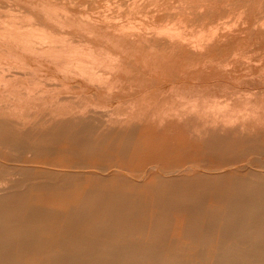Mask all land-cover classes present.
Listing matches in <instances>:
<instances>
[{
  "label": "rangeland",
  "instance_id": "1",
  "mask_svg": "<svg viewBox=\"0 0 264 264\" xmlns=\"http://www.w3.org/2000/svg\"><path fill=\"white\" fill-rule=\"evenodd\" d=\"M0 3V264H264V0Z\"/></svg>",
  "mask_w": 264,
  "mask_h": 264
},
{
  "label": "bare ground",
  "instance_id": "2",
  "mask_svg": "<svg viewBox=\"0 0 264 264\" xmlns=\"http://www.w3.org/2000/svg\"><path fill=\"white\" fill-rule=\"evenodd\" d=\"M182 3V2H181ZM1 4V3H0ZM109 4V3H108ZM72 5V4H71ZM87 6V5H86ZM11 8V7H10ZM120 8H121V6H120ZM8 9H9V7H8ZM201 9H203V8H201ZM11 11V10H10ZM4 12V11H3ZM7 13H9V11L7 12ZM12 13V12H11ZM214 13V12H213ZM3 14H5V13H3ZM1 15V14H0ZM21 15H22V13H21ZM24 15V14H23ZM26 15V14H25ZM87 16V15H86ZM106 16V15H105ZM193 16V15H192ZM5 17V16H4ZM28 17V16H27ZM32 17V16H31ZM230 17H231V15H230ZM12 18V17H11ZM14 18V17H13ZM18 18V17H17ZM90 18V17H89ZM240 18H241V16H240ZM1 19V18H0ZM8 19V18H7ZM25 19V18H24ZM34 19V18H33ZM33 19L31 20V21H33ZM230 19V18H229ZM19 20V19H18ZM21 20V19H20ZM29 20V21H30ZM119 20V19H118ZM12 21H14L15 22V20H12ZM28 21V22H29ZM17 22V21H16ZM26 22V21H25ZM167 22H169V21H167ZM174 22V21H173ZM260 22H261V20H260ZM4 23V22H3ZM18 23V22H17ZM182 23V22H181ZM226 23V22H225ZM21 24H23V22L21 23ZM165 24V23H164ZM168 24V23H167ZM180 24V23H179ZM233 24H235V23H233ZM12 25H13V23H12ZM174 25V24H173ZM181 25V24H180ZM229 25V24H228ZM228 25H227V27H228ZM231 25V24H230ZM237 25V24H236ZM235 25V26H236ZM17 26V25H16ZM20 26V25H19ZM33 26V25H32ZM168 26V25H167ZM38 27V26H37ZM182 27V26H181ZM225 27V26H224ZM230 27V26H229ZM7 28H9V27H4V32H10L9 34L11 35V38L13 37L14 39H16V40H19L20 41V39L22 38V37H26V35L25 34H21V33H24V32H17V30L19 29H12L11 28V30L10 31H8L7 30ZM22 28V27H21ZM24 28V27H23ZM26 28V27H25ZM28 28V27H27ZM31 28V27H30ZM34 28H36V27H34ZM33 28V29H34ZM210 28V27H209ZM219 28V27H218ZM43 29V28H42ZM167 29V28H166ZM32 30V29H31ZM37 30V29H36ZM35 30V31H36ZM39 30V29H38ZM41 30V29H40ZM165 30V29H164ZM164 30H162L161 29V31H164ZM185 30V29H184ZM190 30V29H189ZM216 30V29H215ZM218 30V29H217ZM22 31V30H21ZM26 31V30H25ZM27 31H28V29H27ZM30 31V30H29ZM33 31V30H32ZM34 31V32H35ZM166 31H168V30H166ZM172 31V30H171ZM204 31V30H203ZM31 32V31H30ZM170 32V31H169ZM206 32V31H205ZM204 32V33H205ZM215 32V31H214ZM29 33V32H28ZM32 33V35H33V32H31ZM38 33H40V32H38ZM164 33V32H163ZM173 33V32H172ZM177 34H178V32H176ZM213 33V32H212ZM30 34V33H29ZM29 34H27V36L29 35ZM45 34V33H44ZM176 34V35H177ZM203 34V33H202ZM208 34V33H207ZM3 35H5V34H3ZM38 35V34H37ZM49 35V34H48ZM167 35H169V34H167ZM174 35V34H173ZM179 35V34H178ZM200 35V34H199ZM198 35V36H199ZM215 35V34H214ZM213 35V36H214ZM29 36H31V35H29ZM43 36V35H42ZM47 36V35H46ZM67 36V35H66ZM66 36H64L65 38H66ZM172 36V35H171ZM204 36H205V34H204ZM204 36H203V39H204ZM33 37V36H32ZM34 37H36L35 36V34H34ZM39 37V36H38ZM201 37H202V35H201ZM201 37H199V38H201ZM44 38V40H45V37H43ZM52 38H54V36L52 37ZM179 38H181V36H179ZM194 38V37H193ZM192 38V39H193ZM14 39H12V40H14ZM23 39H25V38H23ZM26 39H28V38H26ZM30 39V38H29ZM42 39V38H41ZM40 39V40H41ZM55 39V38H54ZM57 39V38H56ZM198 39V38H197ZM197 39H195V40H197ZM202 39V40H203ZM210 39V38H209ZM22 40V39H21ZM31 40V39H30ZM61 40V39H60ZM194 40V39H193ZM24 41H26V40H24ZM46 41V40H45ZM51 41V40H50ZM66 41V40H65ZM185 41V40H184ZM209 41V40H208ZM14 42H16V41H14ZM28 42H30V41H26L25 43H27L28 44ZM33 41H31L30 43H32ZM24 43V44H25ZM34 43V42H33ZM30 44V45H34V44ZM54 43V42H53ZM52 43V44H53ZM69 43V42H68ZM71 43V42H70ZM69 43V45H71ZM202 43H204V42H202ZM51 44V43H50ZM62 44V43H61ZM197 44V43H196ZM64 45V44H63ZM72 45H74V44H72ZM78 45V44H77ZM195 45V44H194ZM35 46V45H34ZM66 46V45H65ZM198 46V45H197ZM79 47V46H78ZM76 48V47H75ZM81 48V47H80ZM8 49V48H7ZM25 51H27L28 53H30V54H32V55H42V56H47L48 58H49V55L48 54H52L54 51H56L57 53H54L55 55H57V56H62L63 54L62 53H64V52H62V50L60 49V51H58L57 49H44V50H38V49H36V48H32V47H25ZM68 49V48H67ZM76 50V49H75ZM81 50V49H80ZM65 51V53L64 54H68L69 52L67 51V50H64ZM79 51V50H78ZM82 51V50H81ZM89 51V50H88ZM78 53V52H77ZM54 54H52V55H54ZM75 54V53H74ZM81 54V53H80ZM73 55V54H72ZM83 55V54H82ZM51 56V55H50ZM85 56H87V55H85ZM96 56V55H95ZM63 57H65V55L63 56ZM231 57V56H230ZM234 58H235V56H234ZM237 58V57H236ZM88 59V58H87ZM64 60V59H63ZM251 60V59H250ZM66 61V60H65ZM81 61V60H80ZM252 62V61H251ZM37 63V62H36ZM73 63V62H72ZM79 63V62H78ZM77 63V64H78ZM95 63V62H94ZM76 64V65H77ZM80 64V63H79ZM82 65H83V63H82ZM81 65V66H82ZM71 66H72V64H71ZM77 66H79V65H77ZM88 66H89V64H88ZM85 67V66H84ZM81 68V67H80ZM80 68H78V70L80 69ZM70 69V68H69ZM75 69V68H74ZM73 69V70H74ZM72 70V69H71ZM77 70V69H76ZM77 70V71H78ZM81 70L82 69H80V72H81ZM84 70V69H83ZM82 70V72H84V71H86V70H84L83 71ZM90 70H91V68H90ZM79 72V71H78ZM95 73V72H94ZM85 74H86V72H85ZM88 74V73H87ZM40 75V74H39ZM84 75V74H83ZM97 75H99V74H97ZM82 76V75H81ZM102 76V75H101ZM109 76V75H108ZM91 77H92V75H91ZM91 77H90V79H91ZM100 77V76H99ZM87 78H89L88 77V75H87ZM94 78H95V75H94ZM93 79V78H92ZM97 79H98V77H97ZM91 81V80H90ZM99 81V80H98ZM100 81H101V79H100ZM105 81V80H104ZM97 84H99V82L97 83ZM80 85H83V84H80ZM111 91V90H110ZM176 93V92H175ZM71 97V96H70ZM217 101V100H216ZM230 103V102H229ZM114 104V103H113ZM247 105H248V103H247ZM222 105H220V107H221ZM249 107V106H248ZM45 108L46 107H44V108H42V110L44 109L45 110ZM210 108V107H209ZM214 108V107H213ZM50 109H51V107H50ZM186 109V108H185ZM212 109V108H211ZM222 109H224V107L222 108ZM71 110L72 109H70V112H71ZM196 109H194V111H195ZM73 111V110H72ZM108 111V110H107ZM192 111H193V109H192ZM219 111V110H218ZM222 111V110H221ZM47 112V111H46ZM63 112V111H62ZM67 112V111H66ZM69 112V114H71ZM76 112V111H75ZM74 112V113H75ZM79 112V111H78ZM78 112H76V113H78ZM40 113V112H39ZM38 113V114H39ZM44 113V112H43ZM43 113H42V115H43ZM64 113V112H63ZM75 113V114H76ZM204 113V112H203ZM208 113V112H207ZM37 114V115H38ZM89 114V113H88ZM219 114V113H218ZM255 114V113H254ZM48 115V114H47ZM52 115H53V113H52ZM64 115V114H63ZM62 115V118L64 117ZM68 115V114H67ZM66 113H65V117L64 118H67L66 116ZM95 115H97V114H95ZM109 115V114H108ZM110 115H111V113H110ZM113 115V114H112ZM117 115V114H116ZM210 115V114H209ZM212 115H215V114H213L212 113ZM51 116V114L49 115V117ZM56 116H57V114H56ZM70 116V115H69ZM102 116V115H101ZM185 116V115H184ZM197 116V115H196ZM224 116V115H223ZM255 116V115H254ZM26 116H24V118H25ZM36 117V116H35ZM39 117V116H38ZM41 117V116H40ZM47 116H45V119H47L46 118ZM54 117H55V115H54ZM73 117H75V115L73 116ZM109 117V116H108ZM118 117V116H117ZM201 117V116H200ZM206 117V116H205ZM213 117V116H212ZM211 117V118H212ZM214 117H218V115H215ZM57 118V117H56ZM110 118V117H109ZM44 119V120H45ZM49 119V118H48ZM59 119V118H58ZM91 119V118H90ZM111 119V118H110ZM215 119V118H214ZM213 119V120H214ZM217 119V118H216ZM229 119V118H228ZM34 120V119H33ZM32 120V121H33ZM43 120V121H44ZM53 121V119H51L50 118V121ZM55 120V119H54ZM39 121V120H38ZM42 121V120H41ZM49 121V122H50ZM60 121H61V119H60ZM91 121V120H90ZM35 122H37V121H35ZM40 122V121H39ZM49 122H46V123H49ZM191 122V121H190ZM215 122V121H214ZM238 122V121H237ZM31 123V122H30ZM30 123H29V125H30ZM45 123V124H46ZM34 124V123H33ZM49 124H51V123H49ZM48 124V125H49ZM190 124V123H189ZM192 124V123H191ZM222 124H224V123H222ZM35 126H36V123L34 124ZM34 125H31V126H34ZM39 125V124H38ZM42 124H40V126H41ZM44 125V124H43ZM213 125V124H212ZM221 125V124H220ZM219 125V126H220ZM0 126L2 127V128H4V129H6V130H8L9 132H13V131H18V134H21V133H19V132H22V135H24L23 134V132H24V130L25 129H27V128H31L30 126L28 127V126H26L27 128H24L23 126H25L24 124H23V122L20 120V119H12L11 117H7V116H3L2 115V113L0 114ZM35 126H34V128H35ZM44 126H46L47 127V125H44ZM51 126V125H50ZM65 126H66V124H65ZM209 126V125H208ZM243 126V125H242ZM39 127V126H38ZM42 127V126H41ZM223 127V126H222ZM239 127V126H238ZM34 128H33V130H34ZM212 128V127H211ZM248 128V127H247ZM37 129V128H36ZM49 129V128H48ZM38 130V129H37ZM192 130V129H191ZM26 131V133H27V130H25ZM39 131H41V130H39ZM102 131V130H101ZM38 132V131H37ZM124 132V131H123ZM62 133V132H61ZM106 133V132H105ZM30 134V133H29ZM42 134V133H41ZM110 134V133H109ZM31 135V134H30ZM25 136V135H24ZM26 137V136H25ZM222 137V136H221ZM30 139H32V138H30ZM228 141V140H227ZM241 141V140H240ZM230 142V141H229ZM248 142V141H247ZM1 143V142H0ZM5 144V143H4ZM246 144V143H245ZM2 146H3V144H2ZM1 147V146H0ZM20 147H22V146H20ZM9 148V147H8ZM24 148V147H23ZM92 148V147H91ZM19 149V148H18ZM21 149V148H20ZM19 149V150H20ZM9 150V149H8ZM12 150V149H11ZM14 150V149H13ZM27 150V149H26ZM30 150H32V149H30ZM33 150H35V149H33ZM37 151V150H36ZM41 151V150H40ZM42 151H44V150H42ZM26 152V151H25ZM46 152V151H45ZM49 152V151H48ZM52 153V152H51ZM29 155V154H28ZM125 157V156H124ZM150 158V157H149ZM153 158V157H152ZM2 161V160H1ZM158 164V163H157ZM49 167V166H48ZM55 167V166H54ZM53 167V168H54ZM151 167V166H150ZM187 167V166H186ZM52 168V167H51ZM97 168V167H96ZM118 168V167H117ZM154 168H155V166H154ZM153 168V169H154ZM191 168V167H190ZM193 168V167H192ZM94 169V168H93ZM115 169V168H114ZM57 170V169H56ZM59 170V169H58ZM85 170V169H84ZM92 170V169H91ZM96 170V169H95ZM120 170V169H119ZM184 170H186L185 168H184ZM221 170V169H220ZM219 170V171H220ZM121 171V170H120ZM208 171V170H207ZM222 171V170H221ZM220 171V172H221ZM2 172V171H1ZM4 172V171H3ZM123 172H125V171H123ZM127 172V171H126ZM125 172V173H126ZM144 172H146V171H144ZM176 172V171H175ZM174 172V173H175ZM5 173H6V171H5ZM128 173V172H127ZM168 173H170V172H168ZM167 173V174H168ZM13 174L14 173H12V176H13ZM102 174V173H101ZM105 174V173H104ZM9 175V174H8ZM10 175H11V173H10ZM10 175H9V177H10ZM166 175V174H165ZM2 176V175H1ZM7 177V176H6ZM28 177V176H27ZM133 177V176H132ZM131 177V178H132ZM5 178V177H4ZM12 178V177H11ZM15 178V177H14ZM13 178V179H14ZM29 178V177H28ZM39 178V177H38ZM2 179H3V177H2ZM6 179V178H5ZM19 179H21V178H19ZM32 179V178H31ZM4 180V179H3ZM3 180H1L3 183H1V185L3 184V185H5L6 186V184L8 183V179H6V180H4V181H7V182H4ZM11 180V179H10ZM25 180V179H24ZM23 180V181H24ZM137 180H139V179H137ZM13 181V180H12ZM17 181V180H16ZM22 182V181H21ZM45 182V181H44ZM51 182V181H50ZM121 182V181H120ZM219 182V181H218ZM10 183H11V181H10ZM10 183H8L7 185H9ZM15 184V183H14ZM55 184H57V183H55ZM169 184V183H168ZM63 185H65V184H63ZM21 186V185H20ZM23 186V185H22ZM45 186V185H44ZM3 187V186H2ZM13 187V186H12ZM16 187V186H15ZM36 187V186H35ZM35 187H33V188H35ZM49 187V186H48ZM187 187V186H186ZM238 187V186H237ZM10 188V187H9ZM51 188V187H50ZM54 188V187H53ZM191 188V187H190ZM2 189V188H1ZM0 189V190H1ZM111 189V188H110ZM24 190V189H23ZM22 190V191H23ZM34 190V189H33ZM54 191H55V189H54ZM112 191V190H111ZM250 192H251V190H250ZM9 193H11V192H9ZM16 193V192H15ZM18 193V192H17ZM16 193V194H17ZM19 193H20V191H19ZM22 193H24V192H22ZM120 193V192H119ZM25 194H27V193H25ZM24 194V196H26ZM118 194V193H117ZM2 194H1V191H0V196H1ZM20 195V194H19ZM19 195H18V197H19ZM124 195V194H123ZM16 196V195H15ZM27 196H28V194H27ZM110 196V195H109ZM115 196V195H114ZM128 197L130 196V194L129 195H127ZM5 197V196H4ZM10 197V196H9ZM9 197H8V200H9ZM11 197H13V196H11ZM10 197V198H11ZM22 197V196H21ZM122 197V196H121ZM26 198V197H25ZM132 198H133V196H132ZM1 199V198H0ZM27 199H28V197H27ZM56 199V198H55ZM10 200H12V199H10ZM14 200V199H13ZM47 200V199H46ZM6 201V200H5ZM28 201V200H27ZM48 201V200H47ZM13 202V201H12ZM21 202V201H20ZM26 201H23V205H24V203H25ZM98 202V201H97ZM15 204H17L16 202H14ZM138 203V202H137ZM203 203H205L204 201H203ZM1 204V203H0ZM7 204H8V202H7ZM14 204V205H15ZM25 204H27V203H25ZM81 204V203H80ZM90 204V203H89ZM13 205V204H12ZM22 205V204H21ZM84 205V204H83ZM82 205V206H83ZM136 205V204H135ZM192 205V204H191ZM191 205H189V207L191 206ZM2 206V205H1ZM3 206H5L6 207V205H4L3 204ZM10 206H11V204H10ZM12 207V206H11ZM19 207V206H18ZM24 207V206H23ZM33 207V206H32ZM46 207V206H45ZM99 207V206H98ZM188 207V206H187ZM196 207V206H195ZM203 207V206H202ZM35 208V207H34ZM72 208V207H71ZM91 208V207H90ZM94 208V207H93ZM190 208H192L193 209V207H190ZM196 208H198L199 209V206H197ZM206 208V207H205ZM88 209V208H87ZM131 209V208H130ZM129 209V210H130ZM134 209V208H133ZM29 210H30V208H29ZM49 210V209H48ZM51 210V209H50ZM49 210V211H50ZM72 210V209H71ZM132 210V209H131ZM135 210V209H134ZM203 210V209H202ZM204 210H206V209H204ZM37 211V210H36ZM43 211V210H42ZM42 211H40V212H38V213H36V212H29L28 213V215H26V216H24V217H22L21 215H20V217L17 215V217H15V218H13V223H19V222H21V223H24L25 225L26 224H35V223H46V222H49L48 221V217H47V213L45 214L44 212H42ZM78 211V210H77ZM87 211V210H86ZM90 211V210H89ZM127 211V210H126ZM1 212H3V214L6 216L7 215V211H3V210H1ZM0 212V213H1ZM52 212V211H51ZM85 212V211H84ZM116 212V211H115ZM124 212H125V210H124ZM128 212V211H127ZM208 212V211H207ZM49 213V212H48ZM62 213V212H61ZM61 213H59L60 215H61ZM111 213V212H110ZM121 213V212H120ZM136 211H134V214L133 215H135V217H136ZM50 214V213H49ZM79 214H81V213H79ZM131 214L132 213H130V218H133V216L131 217ZM214 214V213H213ZM53 215H54V213H53ZM60 215H58V216H60ZM64 215H65V213H64ZM92 215V214H91ZM115 215V214H114ZM128 215H129V213H128ZM49 216V215H48ZM69 216V215H68ZM95 216V215H94ZM101 216V215H100ZM123 216V215H122ZM127 216V215H126ZM142 215L140 214V216L139 217H141ZM64 217V216H63ZM72 217V216H71ZM75 217V216H74ZM73 217V218H74ZM78 217V216H77ZM82 217V216H81ZM91 217H93V216H91ZM110 217V216H109ZM115 217H117V216H115ZM134 217V218H135ZM10 218V217H9ZM69 218V217H68ZM83 218V217H82ZM81 218V219H82ZM89 218V217H88ZM122 218V217H121ZM127 218H128V216H127ZM70 219V218H69ZM80 219V220H81ZM86 219V218H85ZM94 219V218H93ZM59 220H60V218H59ZM61 220H63V218L61 219ZM66 220H67V218H66ZM65 220V221H66ZM73 220V219H72ZM75 220V219H74ZM95 220V219H94ZM107 220V219H106ZM112 220V219H111ZM96 221V220H95ZM94 221V222H95ZM125 221H126V218H125ZM136 221V220H135ZM75 222V221H74ZM86 222V221H85ZM97 222V221H96ZM120 222H121V220H120ZM55 223H58V222H55ZM132 223V222H131ZM0 224H1V222H0ZM80 224V223H79ZM78 224V225H79ZM122 225V224H121ZM120 225V223H119V226H121ZM123 225H124V223H123ZM199 225V224H198ZM207 225V224H206ZM127 225H125V227H126ZM134 226H135V223H134ZM131 227V226H130ZM201 227V226H200ZM100 228V227H99ZM101 228H102V226H101ZM100 228V229H101ZM108 228V227H107ZM95 229V228H94ZM47 230V229H46ZM112 230V229H111ZM207 231H210V229L209 230H207ZM126 232V231H125ZM193 232V231H192ZM112 233H113V231H112ZM194 233V232H193ZM197 234V233H196ZM191 235H193V234H191ZM191 237V236H190ZM194 237V236H193ZM195 238H196V236H195ZM197 239V238H196ZM83 240V239H82ZM97 240H99V237H98V239ZM86 242V241H85ZM100 242V241H99ZM82 243V242H81ZM104 243V242H103ZM99 245V244H98ZM1 246V245H0ZM102 246V245H101ZM115 246V245H114ZM88 247V246H87ZM87 247H85V248H87ZM102 248V247H101ZM97 250H98V248H97ZM80 251V250H79ZM100 251V250H99ZM200 251V250H199ZM81 252V251H80ZM96 252V251H95ZM106 252V251H105ZM94 254V253H93ZM92 253H91V251H88V250H84L79 256H78V259L77 260H71V261H69V262H63L62 264H107V263H104V261L102 262V260H98V261H96L95 260V256L93 255ZM60 257V256H59ZM97 257V256H96ZM72 258V257H71ZM101 258V257H100ZM205 258V257H204ZM58 259V258H57ZM74 259V258H73ZM38 261V260H37ZM109 261V260H108ZM59 263V262H58ZM61 263V262H60Z\"/></svg>",
  "mask_w": 264,
  "mask_h": 264
}]
</instances>
